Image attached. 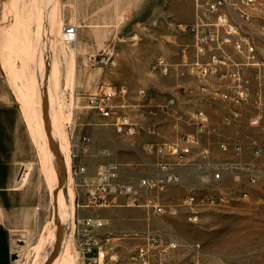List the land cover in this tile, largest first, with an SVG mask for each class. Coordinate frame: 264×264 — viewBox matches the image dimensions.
<instances>
[{
    "label": "rangeland",
    "instance_id": "374dc122",
    "mask_svg": "<svg viewBox=\"0 0 264 264\" xmlns=\"http://www.w3.org/2000/svg\"><path fill=\"white\" fill-rule=\"evenodd\" d=\"M192 9L190 0H0V256H6V240L14 247L12 264H80L78 220L98 217L105 223L100 234L109 238L111 248L104 264H133L129 256L148 234L163 246L175 242L176 247L166 255L159 247L152 249L147 264H264V182L246 186L248 200L234 199L208 210L198 225H190L180 216L149 217L143 208L122 206V199L78 208L81 199L63 161L65 145L72 163L69 130L87 133L95 154L110 152L92 156L89 171L116 161L121 180H135L156 171V158L143 150L144 142L172 141L191 131L185 120L197 107L220 121V106L200 100L187 78L175 71L168 76L151 72L158 55L173 66L179 61L180 46L190 44L191 38L175 26L189 24ZM67 25L77 27L74 48L62 41ZM17 29L30 41L21 43ZM255 39L264 55V37ZM101 87L127 89L124 110L140 126L137 135L119 136L86 108L87 95ZM141 90L145 99L139 96ZM167 96L175 98L176 119L150 112V106L162 107ZM151 123L157 124V135L146 133ZM216 138L241 142L243 161L251 159L249 143L255 138L264 164V130L236 132L220 126ZM212 152L229 156L214 146ZM24 168L25 178L19 180ZM192 178L183 168V184H191ZM67 184L74 193L72 217L63 189ZM219 185L235 187L227 177ZM184 193L174 186L164 196L178 203Z\"/></svg>",
    "mask_w": 264,
    "mask_h": 264
},
{
    "label": "built area",
    "instance_id": "2783aa9c",
    "mask_svg": "<svg viewBox=\"0 0 264 264\" xmlns=\"http://www.w3.org/2000/svg\"><path fill=\"white\" fill-rule=\"evenodd\" d=\"M190 1L192 22L175 26L178 33L190 36V44L180 46L179 61L174 66L163 55L156 56L151 72L168 76L175 71L187 78L200 100L220 106V121L215 122L200 107L188 112L185 123L192 127L191 131L173 141L143 145V150L156 158L155 173L128 181L121 180V165L116 161L99 163L89 171L84 158L92 151L91 138L74 134L70 129L72 163L69 173L77 198L81 199L78 208L103 207L122 199V206L143 208L149 217L180 216L188 224L198 225L206 211L227 206L234 199L248 200L251 194L246 186L255 187L264 182L261 147L255 138L249 143L252 153L248 161L240 159L241 142L229 143L216 138L220 126L236 132L264 130V55L255 39L264 37V0ZM61 33L64 44H74L77 27L63 26ZM181 87L184 89L183 85ZM139 96L146 98L143 90ZM126 97L125 87H101L87 95L86 108L100 116L105 125L112 126L116 134L131 138L141 128L124 110ZM150 107L153 116L162 114L174 119L180 116L172 96L165 98L162 107ZM155 127L152 125L150 129L154 131ZM212 146L229 156H214ZM99 153L110 154L108 149ZM180 167L192 173L191 184H183V176L177 171ZM225 177L231 180L232 186L243 188L220 186ZM174 186L185 192L178 203L164 196L167 189ZM260 191L264 195V185ZM78 225V262L104 264L103 254L111 251L109 238L100 234L104 220L84 217L78 220ZM156 247L166 255L176 243L163 246L157 236L148 234L145 243L130 254V262L147 264L150 251Z\"/></svg>",
    "mask_w": 264,
    "mask_h": 264
},
{
    "label": "bare ground",
    "instance_id": "6f19581e",
    "mask_svg": "<svg viewBox=\"0 0 264 264\" xmlns=\"http://www.w3.org/2000/svg\"><path fill=\"white\" fill-rule=\"evenodd\" d=\"M39 20V19H38ZM20 21V20H19ZM19 26V25H18ZM21 26V25H20ZM37 27V26H36ZM39 27V26H38ZM13 28V27H12ZM21 28V27H20ZM18 31H17V33L18 34H16V35H18V38H19V41L21 42V43H25V42H27V41H30V39L28 40V38L27 37H25L24 36V34H23V32H22V30L21 29H17ZM35 31H37V30H35ZM25 32V31H24ZM32 32V31H31ZM31 32H29L30 34H31ZM43 32V31H42ZM22 34V35H21ZM13 35V34H12ZM27 35V34H26ZM28 36H29V34H28ZM29 38H30V36H29ZM29 43V42H28ZM70 47H72V48H74V44H71L70 45ZM70 59V58H69ZM72 63H73V61H72ZM6 64V63H5ZM72 65V67H73V64H71ZM9 66V65H8ZM8 66H6V67H8ZM69 66V65H68ZM11 66H9L8 67V69L10 68ZM13 67V66H12ZM68 68V67H67ZM68 69H70V67L68 68ZM73 69V68H72ZM10 70L12 71L13 69H11L10 68ZM70 72H71V69H70ZM11 73H14V72H11ZM27 81V80H26ZM30 83V82H29ZM25 87V86H24ZM23 87V88H24ZM26 88V87H25ZM35 107H33V109H34ZM28 109V108H27ZM26 110V109H25ZM34 111V110H33ZM33 111L31 112V110H30V112L31 113H33ZM37 111H39V109L37 110ZM36 112V109H35V111H34V113ZM37 113L38 112H36V115H37ZM40 114V113H39ZM38 114V115H39ZM57 114L58 113H56V116H57ZM28 115H30V114H28ZM37 115V117H39V119H41L40 118V116L41 115H39L38 116ZM31 116V115H30ZM34 116V115H33ZM32 116V117H33ZM59 116V115H58ZM35 118H36V116L34 117V119H33V121L35 120ZM59 118V117H58ZM57 117H56V121H57V119H58ZM35 120V123L36 122H40L39 123V125L42 123L40 120ZM30 120V119H29ZM57 123V122H56ZM33 124H34V122H33ZM31 125V124H30ZM38 124H37V126H39ZM34 126H36L35 124H34ZM30 127V126H29ZM40 127H41V125H40ZM37 128V127H36ZM38 129V128H37ZM41 130V129H40ZM43 134V133H42ZM42 139H43V137H42ZM45 143V142H44ZM63 143V142H62ZM61 143V144H62ZM44 144H42V146H43ZM61 147V146H60ZM64 153H63V161H64V164H65V166H66V169L68 170L69 168H70V158H69V155H68V153H67V146L65 147V145H64ZM44 152V151H43ZM45 153V152H44ZM42 157V156H41ZM46 157V156H45ZM46 163V162H45ZM46 166H47V164H46ZM65 168V167H64ZM43 169H44V167H43ZM65 169V170H66ZM69 171V170H68ZM67 171V172H68ZM25 168H24V171H23V173H22V175H21V177H20V179L19 180H21V179H23V178H25ZM68 179V178H67ZM71 187V186H70ZM69 187V185L67 184V185H65L64 187H63V189L66 191V194H67V198H68V215L70 216V217H72V214H73V211H74V205H73V199H74V193H73V190H72V188H70ZM62 189V190H63ZM107 257H108V254H103V261H106V259H107Z\"/></svg>",
    "mask_w": 264,
    "mask_h": 264
},
{
    "label": "crops",
    "instance_id": "0c3cea01",
    "mask_svg": "<svg viewBox=\"0 0 264 264\" xmlns=\"http://www.w3.org/2000/svg\"><path fill=\"white\" fill-rule=\"evenodd\" d=\"M193 10V9H192ZM192 20H193V11H192V19H191V22H192ZM135 123H137L135 120H133ZM138 124V123H137ZM152 125H155L156 127L154 128V131H152L151 129H150V127L152 126ZM139 126V125H138ZM140 127V126H139ZM164 128V127H163ZM157 124L156 123H151L146 129H145V131H146V133H149V134H151V135H157ZM140 132V131H139ZM138 132V133H139ZM84 135H87V133L86 134H84ZM87 136H89V135H87ZM90 137V136H89ZM173 141V140H172ZM91 142H92V140H91ZM148 142H153V143H163V142H166V141H146V142H144L143 143V145L145 144V143H148ZM169 142V141H168ZM143 145H142V148H143ZM97 155H100V153H99V151H98V153L97 154H95V152H94V147H93V142H92V151H91V153L89 154V155H87L85 158H84V162L86 163V166H87V168H88V165H91V157L92 156H97ZM180 170H182L181 171V173H180ZM177 171H178V173L180 174V175H182L183 176V168H178L177 169ZM5 240V239H4ZM5 247H6V256H4V257H2V256H0V264H12V255H13V252H14V247H12L11 245H9L8 244V242L5 240Z\"/></svg>",
    "mask_w": 264,
    "mask_h": 264
}]
</instances>
